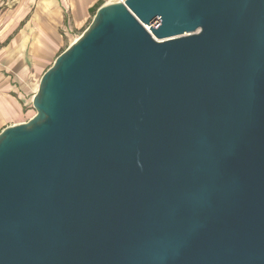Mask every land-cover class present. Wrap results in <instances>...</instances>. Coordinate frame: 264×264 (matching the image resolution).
Returning a JSON list of instances; mask_svg holds the SVG:
<instances>
[{
  "label": "water",
  "instance_id": "obj_1",
  "mask_svg": "<svg viewBox=\"0 0 264 264\" xmlns=\"http://www.w3.org/2000/svg\"><path fill=\"white\" fill-rule=\"evenodd\" d=\"M0 133V264H264V0H125Z\"/></svg>",
  "mask_w": 264,
  "mask_h": 264
},
{
  "label": "crops",
  "instance_id": "obj_2",
  "mask_svg": "<svg viewBox=\"0 0 264 264\" xmlns=\"http://www.w3.org/2000/svg\"><path fill=\"white\" fill-rule=\"evenodd\" d=\"M94 1L69 0L67 8L66 0H0V133L35 116L34 82L71 28L65 12L81 23Z\"/></svg>",
  "mask_w": 264,
  "mask_h": 264
},
{
  "label": "rangeland",
  "instance_id": "obj_3",
  "mask_svg": "<svg viewBox=\"0 0 264 264\" xmlns=\"http://www.w3.org/2000/svg\"><path fill=\"white\" fill-rule=\"evenodd\" d=\"M67 1H69V0H66V3L65 4H66L67 8H69V5H68ZM109 1L110 0H96V1L92 2L91 5H90L91 7L88 10L85 9V11H84V14H85L84 21L81 22V23H75V22H73L71 11L65 12L67 21L69 20L70 23H71V28L69 29L70 31L69 30L66 31V30H63L62 29V31H61L62 40H63L62 48L53 57V59L45 66L44 72L46 70H48L49 68H51V66L54 63L53 61L60 54H62L64 51H66V49L69 47V45L71 43H73L76 39H78L79 37H81L82 34L87 30V28L89 27V25L91 24V22L93 21V19L95 17V14H96V8L95 7H97V5H99V3H102L99 6V7H101V6L105 5V4H108ZM65 11H66V9H65ZM42 75L43 74H38V76L36 78V81L34 82V86H35V87H33L34 89L37 88L36 86H39L38 84L40 83V80H41L40 78H41ZM33 111H34V109H33ZM34 113H36V111Z\"/></svg>",
  "mask_w": 264,
  "mask_h": 264
},
{
  "label": "trees",
  "instance_id": "obj_4",
  "mask_svg": "<svg viewBox=\"0 0 264 264\" xmlns=\"http://www.w3.org/2000/svg\"><path fill=\"white\" fill-rule=\"evenodd\" d=\"M102 3H99V5H97V7H95L96 8V12H97V9H98V7L101 5ZM97 14V13H96ZM95 14V15H96Z\"/></svg>",
  "mask_w": 264,
  "mask_h": 264
},
{
  "label": "built area",
  "instance_id": "obj_5",
  "mask_svg": "<svg viewBox=\"0 0 264 264\" xmlns=\"http://www.w3.org/2000/svg\"><path fill=\"white\" fill-rule=\"evenodd\" d=\"M115 1H122V2H124L125 0H115Z\"/></svg>",
  "mask_w": 264,
  "mask_h": 264
},
{
  "label": "bare ground",
  "instance_id": "obj_6",
  "mask_svg": "<svg viewBox=\"0 0 264 264\" xmlns=\"http://www.w3.org/2000/svg\"><path fill=\"white\" fill-rule=\"evenodd\" d=\"M113 1H115V0H110L109 3L113 2Z\"/></svg>",
  "mask_w": 264,
  "mask_h": 264
}]
</instances>
